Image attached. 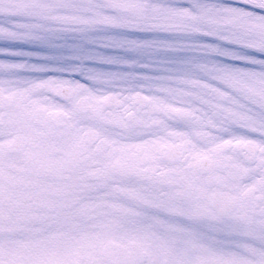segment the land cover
I'll list each match as a JSON object with an SVG mask.
<instances>
[{
    "label": "snow or ice",
    "instance_id": "snow-or-ice-1",
    "mask_svg": "<svg viewBox=\"0 0 264 264\" xmlns=\"http://www.w3.org/2000/svg\"><path fill=\"white\" fill-rule=\"evenodd\" d=\"M0 264H264V0H0Z\"/></svg>",
    "mask_w": 264,
    "mask_h": 264
}]
</instances>
